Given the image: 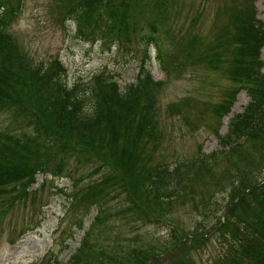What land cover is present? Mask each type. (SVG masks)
<instances>
[{"label": "rangeland", "instance_id": "374dc122", "mask_svg": "<svg viewBox=\"0 0 264 264\" xmlns=\"http://www.w3.org/2000/svg\"><path fill=\"white\" fill-rule=\"evenodd\" d=\"M168 1L164 17L148 18L160 28L158 42L168 55L165 69L158 62L155 45L149 47V61L136 39H122L120 43L108 30L104 33L95 28V37L107 41L86 40L78 33L76 20L67 16L66 0H6L9 11L18 5L6 30L8 43L34 66H49L59 59L67 71V85H80L85 92L92 81L111 79L124 93L148 70L155 80L165 81L153 98L148 93L144 104L145 114L152 111L147 128L153 135L144 142L142 156L151 160V166L160 168L192 159L201 150L209 153L225 147L231 119L241 116L252 100L249 91L233 81L230 72L239 47L233 23L250 10V14L254 12L255 25L264 29V0ZM211 51L220 55H212ZM143 59L148 60L147 66ZM259 59L263 66L258 73L264 74V45ZM29 120L25 116L23 123L13 126L11 112H0V130L23 127L27 131ZM236 140L241 142L243 138L236 136ZM74 151L79 158L52 148L53 163L64 164L65 170L63 160H70L72 167L68 170L76 177L99 166L93 164L91 156ZM229 163L225 159L216 173ZM72 186L70 177L37 173L26 191L0 195V264H66L89 240L101 244L108 253L116 247L125 256L131 250L120 246L144 248L142 251L152 256L149 264H213L230 251L231 245H236L224 240L215 226L218 218L212 219L205 209L206 202L214 199L222 206L227 202L222 192L224 184L208 176L206 181L184 189L183 195L149 206L150 211L158 213L153 214L156 218L151 223L130 225L132 220L111 215L100 232L97 226L92 230L97 209L76 210L62 193L71 192ZM58 187L66 191H56ZM116 207L115 200L108 201L109 209ZM226 211L225 205L217 217L224 218ZM80 220L82 226L74 225ZM189 232L195 234L187 236ZM176 239L182 242L174 247L179 242Z\"/></svg>", "mask_w": 264, "mask_h": 264}, {"label": "trees", "instance_id": "16d2710c", "mask_svg": "<svg viewBox=\"0 0 264 264\" xmlns=\"http://www.w3.org/2000/svg\"><path fill=\"white\" fill-rule=\"evenodd\" d=\"M65 3L67 16L76 20L78 33L86 40L107 41L103 36L95 37V28L104 33L108 30L120 43L122 39H136L149 61V47L155 45L158 62L167 68L168 55L158 42L160 28L148 18L164 17L169 9L168 0ZM6 6V0H0V10H4L0 14V112H11L13 126L23 123L25 116L30 120L27 131L23 127L0 130V195L26 191L37 173L70 177L71 192L62 193L76 210L97 209L92 230L97 226L100 232L111 215L132 220L130 225L151 223L156 218L153 214L158 213L150 211L149 206L183 195L184 189L206 181L208 176L209 180L224 184L222 192L227 202L222 206L214 199L206 202L205 209L212 219L218 218L215 226L224 240L236 244L213 264H264V74L258 73L263 66L259 58L264 29L255 25L254 12L250 14L248 10L233 23L239 47L230 72L233 81L247 89L252 100L241 116L231 119L225 147L209 153L201 150L192 159L160 168L151 166V160L142 156L144 142L153 135L147 128L152 111L145 114L144 104L148 93L153 98L165 81L155 80L148 70L124 93L119 83L111 79L92 81L85 92L80 85H67V71L59 59L49 66H34L8 43L6 30L18 5L13 12ZM211 54L218 56L220 52ZM148 60L143 59L144 66ZM153 104L151 100L150 105ZM236 136L243 141L236 140ZM52 148L78 157L76 150L84 157L94 158L93 164L99 166L76 177L68 170L72 167L70 160H63L65 170L64 164L53 163ZM225 159L229 166L216 173ZM85 180L87 183H80ZM112 200L117 204L115 210L108 208V201ZM225 205L226 215L217 217ZM81 220L74 225L82 226ZM176 241L179 242L174 247L182 239ZM120 247L131 252L125 256L115 247L108 253L101 244L85 241L66 264H149L152 256L145 254L144 248Z\"/></svg>", "mask_w": 264, "mask_h": 264}]
</instances>
